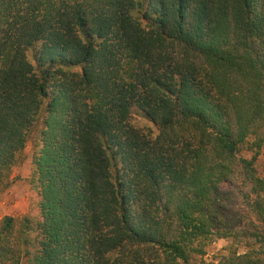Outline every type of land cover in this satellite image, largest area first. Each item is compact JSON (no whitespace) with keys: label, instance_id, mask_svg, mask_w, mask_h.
Returning <instances> with one entry per match:
<instances>
[{"label":"trees","instance_id":"obj_1","mask_svg":"<svg viewBox=\"0 0 264 264\" xmlns=\"http://www.w3.org/2000/svg\"><path fill=\"white\" fill-rule=\"evenodd\" d=\"M35 132L0 264H264V0H0V189Z\"/></svg>","mask_w":264,"mask_h":264},{"label":"rangeland","instance_id":"obj_2","mask_svg":"<svg viewBox=\"0 0 264 264\" xmlns=\"http://www.w3.org/2000/svg\"><path fill=\"white\" fill-rule=\"evenodd\" d=\"M35 49L28 50L29 57L34 61ZM132 123L146 132L157 134L158 127L146 118L140 111L135 110L131 118ZM35 132L30 138L23 160L13 169L11 174L12 184L6 189H0V220L4 215H13L17 218H22L31 213L34 207V197L32 195L28 178L32 171L33 158V141L36 136ZM240 155L250 158L253 152L250 151L247 145H243L240 150ZM256 166L261 176H264V151L259 155ZM247 228L246 224H241L238 227L240 236L236 239L215 238L207 247V254L204 256L195 255L192 259L194 264H212L220 258L221 255L228 254L230 249L238 247L240 252L245 250L243 246L242 231Z\"/></svg>","mask_w":264,"mask_h":264}]
</instances>
